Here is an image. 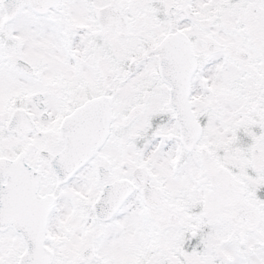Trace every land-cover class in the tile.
I'll use <instances>...</instances> for the list:
<instances>
[{
    "label": "snow or ice",
    "instance_id": "snow-or-ice-1",
    "mask_svg": "<svg viewBox=\"0 0 264 264\" xmlns=\"http://www.w3.org/2000/svg\"><path fill=\"white\" fill-rule=\"evenodd\" d=\"M0 264H264V0H0Z\"/></svg>",
    "mask_w": 264,
    "mask_h": 264
}]
</instances>
